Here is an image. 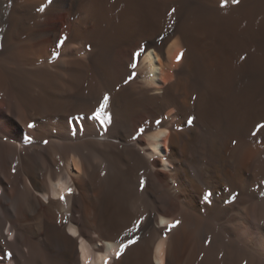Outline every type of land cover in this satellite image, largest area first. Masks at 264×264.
<instances>
[{"label": "bare ground", "instance_id": "6f19581e", "mask_svg": "<svg viewBox=\"0 0 264 264\" xmlns=\"http://www.w3.org/2000/svg\"><path fill=\"white\" fill-rule=\"evenodd\" d=\"M262 125L264 0H0V264H264Z\"/></svg>", "mask_w": 264, "mask_h": 264}, {"label": "snow or ice", "instance_id": "6c2138e0", "mask_svg": "<svg viewBox=\"0 0 264 264\" xmlns=\"http://www.w3.org/2000/svg\"><path fill=\"white\" fill-rule=\"evenodd\" d=\"M233 3H237L238 4L239 0H233ZM39 10L43 11L44 9L41 8ZM173 11H175V10H173ZM60 43H62V41ZM57 46L59 47L60 44H58ZM137 55H139V53H137ZM180 58L181 57L178 56L177 60H179ZM125 82L127 83V81H125ZM108 103H109V96L107 94H105L103 96V99L100 101L98 108L95 109L92 112V114H91V116L89 118H91L93 120H98V121H100L101 124H109V123H111V116H110L109 113L106 112V109L108 107ZM81 118H83V117H81ZM157 123H159V121ZM189 123H191V120H189ZM29 127H31V125H29ZM261 127H264V125H262ZM141 131H143V130H141ZM68 191L70 193L71 189H68ZM211 195L212 194L210 192H206L204 194V197H203L204 200L210 202L209 198H210ZM61 199H63V197H61ZM176 224H179V221H176ZM172 226L174 227L175 225H172ZM124 247H127V245H123L122 248H121V251H123ZM119 255H120V253H117L118 257H119Z\"/></svg>", "mask_w": 264, "mask_h": 264}, {"label": "rangeland", "instance_id": "374dc122", "mask_svg": "<svg viewBox=\"0 0 264 264\" xmlns=\"http://www.w3.org/2000/svg\"><path fill=\"white\" fill-rule=\"evenodd\" d=\"M160 146H161V145H160ZM159 224H160V225H165L166 222H162V221H160ZM79 246H80V244H79Z\"/></svg>", "mask_w": 264, "mask_h": 264}]
</instances>
